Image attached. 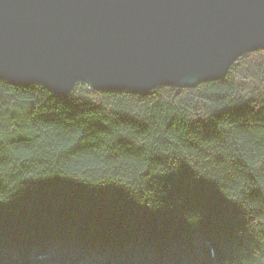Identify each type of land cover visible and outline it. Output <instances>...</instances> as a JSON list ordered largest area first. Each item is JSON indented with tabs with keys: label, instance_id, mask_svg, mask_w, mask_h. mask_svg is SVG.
<instances>
[{
	"label": "trees",
	"instance_id": "16d2710c",
	"mask_svg": "<svg viewBox=\"0 0 264 264\" xmlns=\"http://www.w3.org/2000/svg\"><path fill=\"white\" fill-rule=\"evenodd\" d=\"M0 264H264V51L148 95L0 80Z\"/></svg>",
	"mask_w": 264,
	"mask_h": 264
},
{
	"label": "water",
	"instance_id": "95a60500",
	"mask_svg": "<svg viewBox=\"0 0 264 264\" xmlns=\"http://www.w3.org/2000/svg\"><path fill=\"white\" fill-rule=\"evenodd\" d=\"M264 51V0H0V80L58 96L223 80Z\"/></svg>",
	"mask_w": 264,
	"mask_h": 264
},
{
	"label": "rangeland",
	"instance_id": "374dc122",
	"mask_svg": "<svg viewBox=\"0 0 264 264\" xmlns=\"http://www.w3.org/2000/svg\"><path fill=\"white\" fill-rule=\"evenodd\" d=\"M242 57H243V56H242ZM235 63H236V62H235ZM231 68H232V67H231ZM230 70H231V69H230ZM229 72H230V71H229ZM228 74H229V73H228ZM72 92H73V91H72ZM72 92H71V93H72Z\"/></svg>",
	"mask_w": 264,
	"mask_h": 264
},
{
	"label": "bare ground",
	"instance_id": "6f19581e",
	"mask_svg": "<svg viewBox=\"0 0 264 264\" xmlns=\"http://www.w3.org/2000/svg\"><path fill=\"white\" fill-rule=\"evenodd\" d=\"M258 52V51H257Z\"/></svg>",
	"mask_w": 264,
	"mask_h": 264
}]
</instances>
